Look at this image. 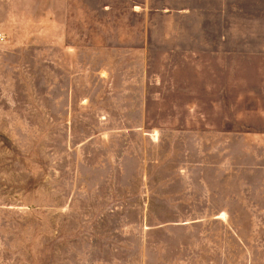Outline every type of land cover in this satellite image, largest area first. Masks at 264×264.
Here are the masks:
<instances>
[{
  "label": "rangeland",
  "instance_id": "1",
  "mask_svg": "<svg viewBox=\"0 0 264 264\" xmlns=\"http://www.w3.org/2000/svg\"><path fill=\"white\" fill-rule=\"evenodd\" d=\"M1 2L0 264H264L263 19L228 10L188 54L231 67L148 53L141 99L121 51Z\"/></svg>",
  "mask_w": 264,
  "mask_h": 264
},
{
  "label": "crops",
  "instance_id": "2",
  "mask_svg": "<svg viewBox=\"0 0 264 264\" xmlns=\"http://www.w3.org/2000/svg\"><path fill=\"white\" fill-rule=\"evenodd\" d=\"M8 1L16 6L20 13H30L38 8L43 13H49L51 19L59 20L65 48L70 47L77 51H121L122 61L128 62L124 66L142 69L141 99L146 98L145 71L147 67L152 66L148 64V53L174 54L171 59L165 56V60L172 63L158 66L231 67V63L225 65H221L220 61L216 63L217 60L211 55L198 61L190 60L188 54L193 53L196 46L208 48L210 52L214 51L211 47L214 45L212 34L214 35L215 30L207 27V23L226 20L228 10L238 12L240 20L248 19V14L252 19L264 20V0ZM198 1L202 3L205 27L203 30L195 31L187 26L189 18H186V14L190 3L197 4ZM223 34L220 33V36ZM161 58L160 60H163ZM257 67L264 68V62H260Z\"/></svg>",
  "mask_w": 264,
  "mask_h": 264
}]
</instances>
